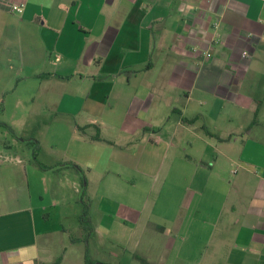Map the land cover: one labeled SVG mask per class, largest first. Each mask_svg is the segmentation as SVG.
Listing matches in <instances>:
<instances>
[{
  "label": "crops",
  "instance_id": "0c3cea01",
  "mask_svg": "<svg viewBox=\"0 0 264 264\" xmlns=\"http://www.w3.org/2000/svg\"><path fill=\"white\" fill-rule=\"evenodd\" d=\"M0 117L46 166L0 149V264L128 250L152 195L172 246L264 264V0H0Z\"/></svg>",
  "mask_w": 264,
  "mask_h": 264
},
{
  "label": "rangeland",
  "instance_id": "374dc122",
  "mask_svg": "<svg viewBox=\"0 0 264 264\" xmlns=\"http://www.w3.org/2000/svg\"><path fill=\"white\" fill-rule=\"evenodd\" d=\"M6 132L4 128H0V149L7 151L9 154L8 157L19 155L23 158L30 156V159L33 160V147L28 142L30 138L28 137L27 140H21L18 133H11L7 130ZM5 155L6 154L2 157L0 156V159H4ZM80 181L82 182V179ZM81 182L78 181V187L80 189ZM169 186L170 182H166L163 189H167ZM156 188L159 189L160 186L157 185ZM66 190L71 196L79 197L82 194L75 192L72 179L66 181ZM160 199L158 195H152L147 210L143 212L144 214L140 224H136L137 228L135 229V233L137 235L134 237V241L128 247V250L120 249L121 247L117 245L112 246L106 244L100 246L93 242L91 248H89V254L98 260L112 264H141L140 260L137 259L134 254L145 257L150 264H213V262L210 263L205 261L203 257L200 258L198 255L196 256L194 251L188 250L186 244L187 237L184 239V244L180 249H178L177 246H172L171 231L157 227V212L160 211L157 202H160ZM104 202L103 197L97 196V198L94 199V207L103 206L105 204ZM74 221L75 218H73V220L69 219L70 223H74ZM79 234L80 231L78 228L69 227L66 237L69 239V237H76Z\"/></svg>",
  "mask_w": 264,
  "mask_h": 264
},
{
  "label": "trees",
  "instance_id": "16d2710c",
  "mask_svg": "<svg viewBox=\"0 0 264 264\" xmlns=\"http://www.w3.org/2000/svg\"><path fill=\"white\" fill-rule=\"evenodd\" d=\"M174 111H175V109H174ZM0 126L5 127L11 133H16L13 130V128L8 123H6V122L0 121ZM80 129H83V128L80 127ZM249 129H250V126H248V128L246 129V131H249ZM205 131H207V130L205 129ZM207 133L209 134V132H207ZM20 139L21 140H27L28 138L27 139H22L20 137ZM93 139L94 140L105 141L107 143H112V142H110L108 140H104L103 138H101L99 134H97V136H95ZM28 142L33 147V152H32L33 160L36 161L37 164L41 168H45L46 166L44 164H42V163H40V162L37 161V156H38L39 151L41 149L40 142L37 139L31 138V137H30V139H28ZM71 165L74 168H76L77 170L82 171V168L78 164H76L74 162H71ZM84 178L85 177L82 176V182L83 183H85ZM80 222H81L82 227H83V229L85 231L84 240L86 241L89 238V236L91 235V233L93 232V228H92L91 221H90V218H89V203L88 202H85V201L83 202V210H82V213L80 215ZM72 240L73 241H77L73 237H72ZM134 255H135V257L137 259L140 260L141 264H150L149 261L145 257L139 256V255H136V254H134ZM61 261H62V256H58L54 260V262L52 264H61ZM84 264H112V263H108V262H104V261H101V260L92 258V256L89 254V250H88L87 245H86V249H85V253H84Z\"/></svg>",
  "mask_w": 264,
  "mask_h": 264
},
{
  "label": "built area",
  "instance_id": "2783aa9c",
  "mask_svg": "<svg viewBox=\"0 0 264 264\" xmlns=\"http://www.w3.org/2000/svg\"><path fill=\"white\" fill-rule=\"evenodd\" d=\"M24 7H25V4L24 3H21V4H10V9L14 12H17V13H22L24 11ZM208 56H210V53H207ZM243 55L244 56H247L248 55V52H243Z\"/></svg>",
  "mask_w": 264,
  "mask_h": 264
}]
</instances>
